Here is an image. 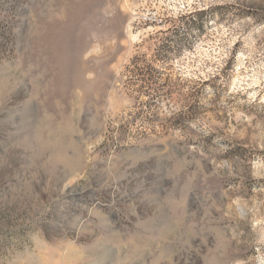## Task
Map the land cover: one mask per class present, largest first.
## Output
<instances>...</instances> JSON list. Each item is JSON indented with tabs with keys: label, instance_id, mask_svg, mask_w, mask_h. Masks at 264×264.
Listing matches in <instances>:
<instances>
[{
	"label": "rangeland",
	"instance_id": "obj_1",
	"mask_svg": "<svg viewBox=\"0 0 264 264\" xmlns=\"http://www.w3.org/2000/svg\"><path fill=\"white\" fill-rule=\"evenodd\" d=\"M0 264H264V0H0Z\"/></svg>",
	"mask_w": 264,
	"mask_h": 264
},
{
	"label": "trees",
	"instance_id": "obj_2",
	"mask_svg": "<svg viewBox=\"0 0 264 264\" xmlns=\"http://www.w3.org/2000/svg\"><path fill=\"white\" fill-rule=\"evenodd\" d=\"M143 74V73H142ZM146 74H148V72H146Z\"/></svg>",
	"mask_w": 264,
	"mask_h": 264
}]
</instances>
